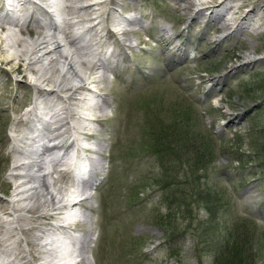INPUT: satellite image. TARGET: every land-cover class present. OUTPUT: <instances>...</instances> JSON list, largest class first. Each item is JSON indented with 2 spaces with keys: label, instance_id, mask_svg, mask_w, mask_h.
Masks as SVG:
<instances>
[{
  "label": "rangeland",
  "instance_id": "obj_1",
  "mask_svg": "<svg viewBox=\"0 0 264 264\" xmlns=\"http://www.w3.org/2000/svg\"><path fill=\"white\" fill-rule=\"evenodd\" d=\"M63 1L0 0V16L4 17L0 18L5 21L0 22V210L6 213L11 211L9 202L16 184L11 167L16 161L24 162L15 149L21 144L17 135L25 129L26 121L21 120L28 118L41 96L51 101L56 96L45 95L52 84L38 82L36 72L27 70V61L19 67V61L6 62L13 51L5 49V43L19 36L36 38L40 31L48 30L38 28V23L49 21L57 31L66 28L60 34L62 39L70 35L78 45L87 44L90 34L80 33L88 25L63 26L65 12L58 6ZM89 1L76 0L72 5ZM242 3L239 14L228 10L230 5ZM263 5L264 0L107 2L102 12L107 30L101 28L102 42L94 45L93 56L88 57L91 70L87 74L101 76L104 69L99 63L103 61L113 69L105 82L87 86L92 90L91 103L104 107L101 113H86L90 117L87 130L77 143L91 150L82 156L88 158L92 174L88 172L81 182L97 176L96 181L89 180L96 183L95 194L81 206L89 221L80 220L75 228L63 230L64 236H74L75 241H84L90 228L94 230L88 243L89 258L78 259L76 264H212L204 255L201 237L196 236L200 229L196 233L194 225L184 223L176 228L172 223L164 231L157 225L158 218L167 213L164 192L155 185L165 161L155 154L153 145L173 125L214 145V160L207 173L197 175L206 174L201 182L208 181L231 204L229 221L240 217L242 224L256 230L250 264H264V238L258 237L264 232V155L260 154L264 147ZM221 15H226L224 26L218 22ZM78 106L75 108L81 111L83 107ZM48 113L44 111L42 117L48 118ZM91 113L104 117L93 121ZM73 115L69 122L75 123L80 115ZM100 143L104 147L99 153L96 147ZM70 149L72 156L77 154L73 145ZM51 153L58 156L59 151ZM75 176L80 177L67 171L60 185L72 189ZM2 215L8 219L10 214L0 212ZM194 215L203 220L207 217L199 208ZM69 237L64 238L66 246ZM21 248L25 249L24 244ZM41 257L32 264H45Z\"/></svg>",
  "mask_w": 264,
  "mask_h": 264
},
{
  "label": "bare ground",
  "instance_id": "obj_2",
  "mask_svg": "<svg viewBox=\"0 0 264 264\" xmlns=\"http://www.w3.org/2000/svg\"><path fill=\"white\" fill-rule=\"evenodd\" d=\"M64 1L58 4L61 7L59 8L60 11L65 12V16H62L64 17L63 26L69 25L68 28H70V26L79 24L88 25L89 27L87 26L80 33L81 35L84 33L90 34V41L87 44L78 45L70 38V35H67L66 39H62L60 34L66 33V28L61 27L62 29L57 31L56 28L50 26L49 21L38 23V28L48 27V30H45V32L40 31L36 38L25 39L14 35V40L8 38L5 43V49L13 51L6 58L8 61H5L12 63L19 61L16 62L18 67L22 66L21 62L27 61V70L32 73L36 72L38 82L52 84L53 88L49 89V92L44 90L45 95L54 94L56 98L51 101L48 96L47 99L41 96L40 100L34 103L29 111L28 118L21 120L23 124L26 121L24 124L25 129L19 131L20 134L16 138L21 143L18 144L21 148L17 147L15 149L18 158H20L19 161L24 160V162L17 163L18 161H16L11 167L10 176L16 182L12 192V200L9 202L11 211L6 213L0 210L4 215L10 214L8 219L4 218L3 215L0 216V262H3L2 264H17V261L20 260L23 262L18 264H32V260L36 255H38V258L42 255L41 260H45V264H76L78 259L84 258L87 260L89 258L87 257V254H89L88 243L93 238L92 231L94 230L90 228V232L87 231L89 233H87L84 241H75L72 239L74 238L72 235H70L72 237L64 236L63 230L75 228L73 225L79 223L80 220H88V212L82 211L81 206L84 201L94 198L96 183L89 180L96 181L97 176H95L96 178L89 177L90 179L87 181H80L78 185L71 184L72 189L70 190L65 188L64 184L63 186L60 184L65 182L67 171L73 173L71 171L73 166L79 168L78 171L81 170V173H84L87 177L88 172L92 174V170L89 168L90 165H88V158L82 156V154L91 150L88 147L83 148L77 143L81 139L80 135L86 133L85 130H87L85 123L88 122L90 117L86 116V113L95 112L96 110L101 113V109H103V105L98 106L91 103L88 96L92 95V90L87 86L89 84L94 85V83L101 84L107 79V72L113 69L107 64L105 66L103 61L99 63V66L104 69L101 71V76L92 78L87 74L91 70L88 57L93 56L94 45L102 42L100 39L103 36L101 28L107 30L103 9L110 0H90L80 6L72 5L76 0H67L68 4ZM51 3L50 5H52ZM53 4V7H58L55 6L56 3ZM243 7V3L230 5L228 10L237 15ZM262 8H264V5ZM225 18L226 15H221L218 21L219 24L226 25ZM0 22L4 23L5 21L1 19ZM57 28L59 27L57 26ZM126 32H123L122 35ZM1 44L0 49L2 48ZM83 59L85 60L82 61ZM78 95L82 96L78 97ZM75 105L83 107L82 110L76 109ZM44 111L49 112L47 114L48 118L42 117ZM60 114L64 117L60 118ZM76 114L80 115L79 120L77 119L78 122H69L72 115L75 116ZM91 116L94 115L91 113ZM102 116L100 117L102 118ZM100 117L94 116L95 119H91L93 121L99 120ZM19 121L14 126L15 132H18L17 124H19ZM100 144L96 147V152L99 151V153L104 147ZM72 145L77 150V154L74 150L75 154L73 155L75 157L70 154ZM52 150H58V156L52 154ZM70 159L71 162L68 163ZM81 162L85 165H81ZM63 166L65 167L63 168ZM42 208L46 212H40ZM51 220L55 221L51 222ZM43 221L46 223H43ZM91 222L93 224L92 220ZM93 229L95 228L93 227ZM67 237L71 241L66 246L64 238ZM23 244L25 249L21 248ZM87 264H89V261Z\"/></svg>",
  "mask_w": 264,
  "mask_h": 264
},
{
  "label": "trees",
  "instance_id": "obj_3",
  "mask_svg": "<svg viewBox=\"0 0 264 264\" xmlns=\"http://www.w3.org/2000/svg\"><path fill=\"white\" fill-rule=\"evenodd\" d=\"M179 126L165 127L167 130L153 145L155 154L165 161L155 178V185L164 192L167 213L158 218L157 225L164 231L172 223L176 228L184 223L189 227L194 225L196 233L200 229L198 233L201 236H196L201 237L200 242L202 240L206 246L204 255L212 260V264H250L253 261L250 255L256 230L242 224L240 217L229 221L231 204L208 181L201 182L207 178L206 174L197 175L201 171L207 173L208 166L214 160V145ZM261 150L260 154L264 155V147ZM195 208L203 209L207 214L206 219L195 216ZM176 228L173 227V230L176 231ZM258 237L262 240L264 232Z\"/></svg>",
  "mask_w": 264,
  "mask_h": 264
}]
</instances>
